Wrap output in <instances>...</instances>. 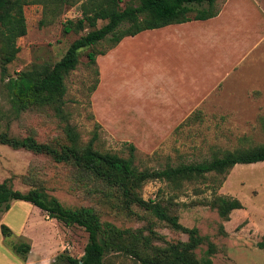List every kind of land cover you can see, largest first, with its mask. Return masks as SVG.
<instances>
[{"label": "rangeland", "instance_id": "374dc122", "mask_svg": "<svg viewBox=\"0 0 264 264\" xmlns=\"http://www.w3.org/2000/svg\"><path fill=\"white\" fill-rule=\"evenodd\" d=\"M82 1L64 5L56 14L44 12L40 3L25 5L27 32L17 39L19 52L7 66V75L14 76L32 63L59 60L70 43L88 30L79 34L62 32L67 19L81 15ZM128 1L123 0L121 5ZM224 1L217 0L215 8L220 9ZM252 1L264 13V0ZM255 10L249 0H236L231 5L229 17L232 15L233 20L229 24H234L236 35H243L241 26L251 28V32L243 42L229 40L228 45L223 43L211 51L203 44H188L180 45L173 55L163 40L149 30L125 37L112 48L101 41L83 49L77 67L65 80L66 120L48 106L15 112L5 87L7 78L0 75V130L7 129L19 137L33 134L42 142H64L63 126L69 122L79 132L82 143L96 135L94 146L98 149L128 156L129 144L134 145L138 168L158 169L167 164L201 161L226 149L264 145V39L260 40L264 19ZM244 17H249L250 24ZM102 24L98 21L97 26ZM89 51L104 54L98 53L95 63L89 64ZM180 53L199 64L200 75L180 72L185 60ZM242 55L240 70L227 73L224 83H218L216 90L189 108L186 101L202 94L201 90L206 91L220 78L221 65ZM178 58L183 59L180 64ZM241 75L240 80L235 79ZM28 174L40 179L46 191L66 207L93 206L102 221L119 228L149 223L166 241L187 239L186 234L169 229L142 210L135 209L138 216L126 213L115 206L113 197L89 193L74 183L67 166L50 157L0 144V182L9 179L14 189L25 192L30 186L23 176ZM206 176L185 182L173 197L180 223L196 227L201 236L215 244L212 264H264V248L258 246L264 241V161L236 164L224 175ZM172 193L171 187L160 180H149L141 189L145 199L167 200ZM217 195L237 198L242 208L233 210L228 219H221L206 204L207 199ZM2 223L11 229L4 242H28L33 244L34 253L50 251L51 264H71L65 257H81L88 241L83 228L66 226L25 201H12L8 210L0 207ZM12 233L28 235L30 239L11 238ZM206 247L203 243L195 250L198 258H202ZM106 262L140 264L131 256L113 252L107 255Z\"/></svg>", "mask_w": 264, "mask_h": 264}, {"label": "trees", "instance_id": "16d2710c", "mask_svg": "<svg viewBox=\"0 0 264 264\" xmlns=\"http://www.w3.org/2000/svg\"><path fill=\"white\" fill-rule=\"evenodd\" d=\"M122 1L83 0L80 3L81 15L76 19H67L62 32L79 34L86 28L88 30L70 43L63 56L52 63H32L29 68L9 76L7 66L19 52L17 39L27 32L24 6L40 3L44 12L56 14L61 7L71 6L77 0H0V75L7 78L5 87L15 112L48 106L66 120L65 80L77 67L83 49L101 41H106L112 48L125 37L142 31L193 19H207L219 12V8H215L217 0H129L121 5ZM98 21H103V24L97 26ZM98 53L104 54L103 51ZM98 53H87L89 64L95 63ZM63 132L64 142H42L33 134L19 137L4 129L0 130V144L48 156L54 162L67 166L72 171L74 183L89 193L100 192L113 197L115 206L123 212L138 216L135 209L142 210L169 229L187 235L186 240L169 242L149 223L137 228H119L102 221L93 206H64L46 191L40 179L33 174L23 176L30 186L25 192L14 189L9 179L0 182V207L4 210H8L14 200L29 202L46 212L48 217L66 226H79L87 232L88 241L82 256L65 257L71 264H107L106 257L112 252L131 256L140 264H212L215 244L201 236L196 227L180 223L173 197L187 181L205 179L208 173L224 175L236 164L264 161V145H255L226 149L201 161L167 164L158 169L138 168L132 144H129V155L122 156L95 147L96 135L82 143L79 132L69 122L64 124ZM149 180L165 181L174 193L167 200L143 198L141 189ZM206 204L216 210L223 220L228 219L233 210L242 208L237 198L221 195L207 199ZM0 228L5 237L11 234V229L4 223L0 224ZM155 241L161 243L155 244ZM203 243L207 247L202 258H198L195 250ZM10 246L22 258L30 250V244L25 241ZM258 246L264 248V241H260Z\"/></svg>", "mask_w": 264, "mask_h": 264}, {"label": "crops", "instance_id": "0c3cea01", "mask_svg": "<svg viewBox=\"0 0 264 264\" xmlns=\"http://www.w3.org/2000/svg\"><path fill=\"white\" fill-rule=\"evenodd\" d=\"M235 1L236 0L224 1L223 4L221 5V8L219 9L218 14L211 18L193 19L190 21L182 22V23L169 24V25L160 27L162 29H159V28L149 29L148 33L150 32V33L156 34L157 38H161L163 40L164 45L165 46L167 45V49H169L171 54H173V52H175V49H177L180 45L181 47H183V46H187L188 44H203L204 46H207L209 50L211 51L213 49L218 48V45L223 46V43H226L228 45L229 40H231L232 43L234 39H235V42L237 40L243 42L244 39L248 38V35L251 32V28H244L241 26V28L244 30L243 35L240 36V35L234 34V30H235L234 24L232 27L229 24L231 22L232 15L230 17L229 15L231 12L230 11L231 5H233ZM249 2L252 5V8L254 10L255 8L258 7L252 0H249ZM255 11H256L255 13L259 15L260 19L262 18L264 19V13L260 12L258 8ZM248 19L249 17H244L243 20L246 21V23L250 24V19L249 20ZM261 33L262 35L260 36V40L264 39V29L261 30ZM254 46H256V44ZM250 50L251 48L247 49L246 53H248ZM180 55L182 56L181 53ZM238 57H236V59ZM180 59L181 58H178V62L180 61L179 64L183 60V59L181 60ZM242 59H243V55L241 56L240 59L238 58L234 62L227 63V64H222L223 61L221 60L222 65L220 68L222 70L220 72L222 73V75L220 76V78L216 79L215 83L210 88H208L206 91L201 90V92H203L202 94L196 97L191 95L192 98L194 99L186 101L190 103L189 108H193L198 103H200L204 95H206L207 93H210L213 90H216L218 83L220 82L224 83V81L227 79V78H224L225 76H227L226 75L227 73H229L230 71L232 73L238 72L240 70L238 67L241 65ZM180 72L182 74H185L188 72V73H196V75L197 74L200 75L199 73L201 72V70L199 69L198 63L185 59L180 64ZM241 77L242 75L238 76L235 79L240 80ZM20 227L24 229L23 224H21ZM43 235H45V233ZM20 236L30 239L28 235L26 236L24 234H21ZM20 236L13 235L12 233L11 238L20 237ZM5 239H7V236L4 237L1 234L0 236V264H51V262L53 261V257L50 251H47V252L40 251V252L34 253L33 244H30V250L26 254V257L22 258L19 254H17L14 250H12L8 242H4Z\"/></svg>", "mask_w": 264, "mask_h": 264}]
</instances>
